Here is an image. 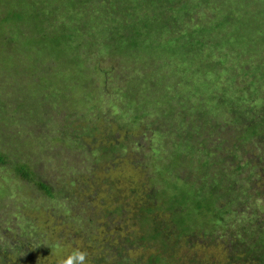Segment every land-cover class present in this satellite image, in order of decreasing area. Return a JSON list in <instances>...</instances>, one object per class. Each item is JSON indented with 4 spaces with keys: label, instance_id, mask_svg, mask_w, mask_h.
I'll return each instance as SVG.
<instances>
[{
    "label": "rangeland",
    "instance_id": "374dc122",
    "mask_svg": "<svg viewBox=\"0 0 264 264\" xmlns=\"http://www.w3.org/2000/svg\"><path fill=\"white\" fill-rule=\"evenodd\" d=\"M116 1L23 0L22 19L8 16L1 23L0 31L13 36L6 41L0 34V254H9L0 264H58L75 248L88 253L87 264H98L105 253L110 261L101 264H112L121 251L107 248V241L121 236L118 245L128 249L127 239L152 230L139 219L141 209L148 194L166 189L161 177L183 175L176 150L194 127L201 133L192 139L195 165L209 161L216 167L210 176L226 178L225 187L237 183L230 199L235 214L211 232L215 243L253 211L264 221L253 168L235 170L248 161L244 148L251 152L254 145H235L231 116L238 97L247 100L243 106L262 104L264 89L253 94L248 86L264 88V39L253 51L250 42H238L240 34L226 35L227 15L251 17L264 0H174L162 8L158 0H129L130 12L146 27L139 39L135 29L123 28L131 22L119 28L125 21L120 5L112 6ZM210 33L217 34L218 49L200 58L205 39L212 47ZM232 89L238 92L231 95ZM108 146L115 151L107 154ZM20 165L29 167L30 178L17 172ZM116 195L124 216L114 212ZM220 205L226 213V199ZM167 208L151 215L169 220ZM148 245L147 255L157 251ZM141 254L132 246L125 257Z\"/></svg>",
    "mask_w": 264,
    "mask_h": 264
},
{
    "label": "trees",
    "instance_id": "16d2710c",
    "mask_svg": "<svg viewBox=\"0 0 264 264\" xmlns=\"http://www.w3.org/2000/svg\"><path fill=\"white\" fill-rule=\"evenodd\" d=\"M128 2L129 0H117L112 6L114 8L118 4L121 7L120 10H118L121 14L119 19L122 17V20L125 22L122 23L119 28L122 29L124 24L131 22L132 24H126L123 28L129 31L132 28L135 29L139 39L140 35L145 36L146 27L138 23V15H134V13L130 12L131 7L128 5ZM158 2L159 5H161L160 3H164L161 6L162 8L166 7L167 4L173 3L174 0H158ZM124 3L126 8L122 9ZM23 4H25L23 0H0V14L6 16L5 19H0V26L8 16H15L21 20L22 11L20 9H22ZM250 11L256 14L247 18L242 17V19H232V17L229 19L227 15L226 35L233 34L237 36L240 34V41L238 42L240 44H243L245 40L250 42V46L254 51L262 40L261 36H263L264 39V7L260 10L256 8L254 12L252 10ZM131 14L134 16H131ZM175 15L179 16L178 11ZM48 19L49 18L46 17L44 23ZM244 19L247 20V22L244 21ZM237 21L239 22V26L233 27L235 24L237 25ZM170 22L177 24V22H173L172 20ZM219 24L220 23H218V25ZM0 34L6 41L13 36L9 32L5 34L0 31ZM209 36H212L213 39L211 44L212 47H208V43H206L205 39L200 47V58L205 57L208 52L210 53L218 49L219 42H217V34L214 33L213 36V34L210 33ZM120 39H116L118 42L112 44V47L110 46V48L113 49L112 51L116 52V50L120 49L124 44L125 37ZM140 40L143 42L142 37ZM63 41L64 39L60 40L58 44H64ZM260 45L264 47L263 43H260ZM160 46H162L161 50H164L163 44L156 45L159 49ZM219 50L223 51L222 56L226 52V48ZM227 59L228 58H226V61ZM221 63H223L221 60L219 63H215L216 68L219 67ZM223 70L225 71L226 69ZM251 86L250 84L248 89L252 90L253 94L259 93V89H264L261 87L252 89ZM228 89L230 90L231 88ZM232 90L231 95L232 93L238 92L236 91L237 89ZM211 94L212 92L210 95ZM224 94L227 95V91H225ZM261 99L262 104L259 107H254L248 104L244 106L241 105L246 103L247 100L238 97V100H236L238 102L237 107L231 111V116L232 123L236 124L238 128V130H235V137L237 138V143L235 145L240 146L244 140L252 141L254 145V150L251 152H249L251 148H244L245 153L248 154V161H246L245 165H237V169L235 170H237V175H239L244 167L250 166L253 168V185L258 189L261 188V197L264 201V98L262 97ZM196 132L201 134L199 132V127H194V132H192V129L191 131L189 130L184 147L176 150L182 158L180 168L184 167L182 168L183 175L181 176L174 172V175H170L169 179H163L161 177L160 180L166 184V189H157L148 194L146 198L147 201H145L148 203L147 207L141 209L139 219L148 221L149 224H152V230L146 232V234H143L141 237H136L134 240L127 239L128 244H130L129 246H131L128 249L127 243L118 245L122 242L121 236L118 237L119 239L116 238L115 242L107 241V248H116L121 251L117 254L118 256L111 261L112 264H264V221L260 218L259 213L256 214L253 211L251 213L252 216L248 217V219L246 218V221L236 223V228L228 232V236L223 239L224 242L215 243L216 237L211 236V232H213L216 227L222 226L224 222H232V216L230 214L235 213L231 209L232 202L230 199L232 196L231 193L235 191L237 183L234 180H230V183L225 187L223 183L226 178L223 176L217 177V173L216 175L210 176V172L214 171L216 167L209 161H204L203 164L200 162L199 166L195 165L192 156L196 153V147L191 145ZM104 150L107 151V154H111L115 151L113 146H108ZM258 150H262V152L259 153ZM186 153L189 154L190 159H185L186 157H183ZM104 157H106V155ZM17 172L26 178H30L31 176L29 167L25 165L18 166ZM162 172L163 170L160 171V174ZM36 185L49 197L54 196L52 189L46 183L36 181ZM114 198L118 202L114 212L122 213L121 216H124L125 205L120 203V196L116 195ZM223 199H226V213H222V209H220L221 200ZM149 203L154 209L150 207ZM164 205H167V210L171 212L169 216L170 219L162 220L160 218H153L155 209L157 211L158 208ZM152 213L154 214L151 215ZM211 224L215 226H212V229H210ZM204 225L209 226L207 228V226ZM198 226H202L204 229L199 230L197 228ZM203 238L207 240L202 241ZM148 243H153V245H157L158 247L156 252H149L150 255H147V251L150 250L152 246H149ZM132 246L142 248V254L139 257L127 259L125 254ZM207 249H212L211 253H208ZM107 254L109 253L103 255V259L98 264L110 261ZM0 256L5 259L8 258L9 254L5 252L0 254ZM100 257L102 258V254Z\"/></svg>",
    "mask_w": 264,
    "mask_h": 264
},
{
    "label": "clouds",
    "instance_id": "9594fccd",
    "mask_svg": "<svg viewBox=\"0 0 264 264\" xmlns=\"http://www.w3.org/2000/svg\"><path fill=\"white\" fill-rule=\"evenodd\" d=\"M87 256L86 251L75 248L66 258H62L58 264H87Z\"/></svg>",
    "mask_w": 264,
    "mask_h": 264
}]
</instances>
